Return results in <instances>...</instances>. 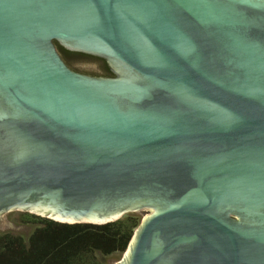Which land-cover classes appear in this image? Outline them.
Listing matches in <instances>:
<instances>
[{"label": "water", "instance_id": "obj_1", "mask_svg": "<svg viewBox=\"0 0 264 264\" xmlns=\"http://www.w3.org/2000/svg\"><path fill=\"white\" fill-rule=\"evenodd\" d=\"M145 209L119 264H264V0H0V225Z\"/></svg>", "mask_w": 264, "mask_h": 264}, {"label": "trees", "instance_id": "obj_2", "mask_svg": "<svg viewBox=\"0 0 264 264\" xmlns=\"http://www.w3.org/2000/svg\"><path fill=\"white\" fill-rule=\"evenodd\" d=\"M57 45L69 63L77 58L105 60L97 55L69 50L59 42ZM103 69L107 70V76L114 77L108 65ZM14 220L34 224L35 228L30 235L0 232V264H105L101 256L123 254L127 250L142 218L130 213L104 224L69 223L16 211Z\"/></svg>", "mask_w": 264, "mask_h": 264}, {"label": "rangeland", "instance_id": "obj_3", "mask_svg": "<svg viewBox=\"0 0 264 264\" xmlns=\"http://www.w3.org/2000/svg\"><path fill=\"white\" fill-rule=\"evenodd\" d=\"M78 63V62H77ZM80 66H83L84 68H86L87 70H91V71H101L103 69H98V68H91V67H87L84 65H81L80 63H78ZM28 212V211H25ZM150 210H140L137 212H133L136 214H139L141 216V218L143 219V217L147 214H149ZM4 217L7 219V221L11 224V225H24L28 227V231H26L25 229H23L22 227H17V226H7V225H0V232H10V231H15L24 235H30L31 232L33 231V229L35 228L34 224H22V223H18L14 220V213H5L3 214ZM123 257V254H114L112 256H108V257H104L101 256L102 261L105 264H119V262L121 261Z\"/></svg>", "mask_w": 264, "mask_h": 264}, {"label": "flooded vegetation", "instance_id": "obj_4", "mask_svg": "<svg viewBox=\"0 0 264 264\" xmlns=\"http://www.w3.org/2000/svg\"><path fill=\"white\" fill-rule=\"evenodd\" d=\"M58 42V41H57ZM56 42V43H57ZM61 44V43H60ZM62 45V44H61ZM64 46V45H62ZM66 47V46H64ZM67 48V47H66ZM70 50V49H69ZM73 51V50H72ZM78 59H85V58H77L75 59L74 61H72L71 63H69L68 61H66L69 66L71 68H73L74 70L76 71H79V72H82V73H85V74H89V75H93V76H107L109 74H107V70L104 69V70H101V71H91V70H87L86 68H84L83 66H80L77 62L80 61ZM92 59H95L96 61H98L101 65V67L105 66V65H108L113 73V76H119L120 75V72H119V69L118 67H116L115 65L112 64V62H110L108 59L105 58L106 62L104 59L102 58H92ZM19 211V210H18ZM16 211H11L9 213H15Z\"/></svg>", "mask_w": 264, "mask_h": 264}]
</instances>
